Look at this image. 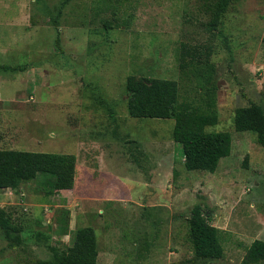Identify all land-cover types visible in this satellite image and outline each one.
I'll list each match as a JSON object with an SVG mask.
<instances>
[{"label": "rangeland", "instance_id": "rangeland-1", "mask_svg": "<svg viewBox=\"0 0 264 264\" xmlns=\"http://www.w3.org/2000/svg\"><path fill=\"white\" fill-rule=\"evenodd\" d=\"M208 2L0 0V64L24 66L0 69V149L77 156L73 189L46 194L45 173L0 189L18 230L0 227V264L51 259L85 226L99 264H242L264 240V147L234 122L238 107L264 108V0L234 3L215 30ZM209 64L219 121L207 129L233 138L213 173L186 169L174 119L127 109L131 75L174 79L202 104ZM196 205L221 230L222 258L195 255Z\"/></svg>", "mask_w": 264, "mask_h": 264}, {"label": "trees", "instance_id": "trees-1", "mask_svg": "<svg viewBox=\"0 0 264 264\" xmlns=\"http://www.w3.org/2000/svg\"><path fill=\"white\" fill-rule=\"evenodd\" d=\"M238 1L240 0H209L208 28L217 29L230 7ZM113 25L111 21L105 23L108 29ZM187 51L184 48L182 55ZM0 69L17 71L24 70V66L3 63L0 64ZM206 74L209 80L202 86L205 98L200 105L182 101L179 84L174 79L137 78L131 75L127 79V109L134 118L174 119L173 139L181 145L186 169L213 173L221 159L231 154L233 138L229 131L207 129L218 123L219 113L215 101V87H209L214 74L212 64H209ZM234 122L237 131L256 133L258 142L264 147V108L260 104L238 107ZM76 171L77 156L73 153L0 149V189H16L23 182L36 178L39 173H45L54 176L53 179H47L46 191V194L53 195L60 190L73 189ZM189 226L191 243L197 257L219 259L224 256L221 230L211 224L201 205L193 208ZM0 227L9 237L11 232L18 231L3 209H0ZM98 256L96 231L92 226H85L76 229L72 244L66 250L55 249L51 259L41 260L37 264H99ZM262 262L264 263V240L256 239L249 246L242 264Z\"/></svg>", "mask_w": 264, "mask_h": 264}, {"label": "crops", "instance_id": "crops-1", "mask_svg": "<svg viewBox=\"0 0 264 264\" xmlns=\"http://www.w3.org/2000/svg\"><path fill=\"white\" fill-rule=\"evenodd\" d=\"M0 95H1V93H0Z\"/></svg>", "mask_w": 264, "mask_h": 264}]
</instances>
